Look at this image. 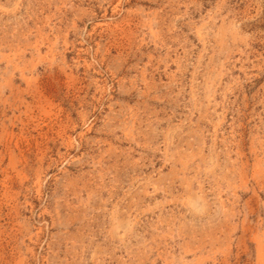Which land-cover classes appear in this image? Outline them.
<instances>
[{
  "label": "rangeland",
  "instance_id": "1",
  "mask_svg": "<svg viewBox=\"0 0 264 264\" xmlns=\"http://www.w3.org/2000/svg\"><path fill=\"white\" fill-rule=\"evenodd\" d=\"M0 264H264V0H0Z\"/></svg>",
  "mask_w": 264,
  "mask_h": 264
}]
</instances>
